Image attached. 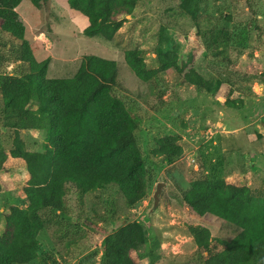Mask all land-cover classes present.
<instances>
[{"label": "rangeland", "instance_id": "374dc122", "mask_svg": "<svg viewBox=\"0 0 264 264\" xmlns=\"http://www.w3.org/2000/svg\"><path fill=\"white\" fill-rule=\"evenodd\" d=\"M16 12L35 60L49 59L48 79L71 78L86 55L116 62L115 94L139 119L136 141L148 184L147 198L134 209L113 186L81 200L68 196L65 217L49 218L37 235L36 258L28 264H103L101 233L132 221L147 227L148 237L133 254L136 264H202L200 255L206 256L212 240L235 237L237 227L195 216L183 197L193 180L209 173L217 161L222 163V155L221 174L227 183L250 188L255 196L263 193L264 0H201L194 16L182 12L178 0L143 1L124 18L112 42L86 38L87 20L70 10L67 0H23ZM160 26L179 44L178 68H158L153 48ZM211 33L214 41L207 46L205 38ZM20 45L0 30V77L20 72L15 53ZM127 50H138L156 77L138 80L124 61ZM184 68H195L210 90L187 83ZM165 140L182 150L171 164L158 155V143ZM52 141L49 131L4 128L0 121V148L5 153L19 145L43 152ZM7 167L0 175V230L10 207L27 206L23 163L9 158Z\"/></svg>", "mask_w": 264, "mask_h": 264}, {"label": "trees", "instance_id": "16d2710c", "mask_svg": "<svg viewBox=\"0 0 264 264\" xmlns=\"http://www.w3.org/2000/svg\"><path fill=\"white\" fill-rule=\"evenodd\" d=\"M22 1L0 0V30L21 41L15 51L20 72L0 77V121L4 128L49 131L53 141L43 152L26 151L22 145L9 153L0 148V175L8 171L9 158L21 161L27 174L26 208L12 206L4 215L0 264L33 261L37 235L52 215L65 217L68 196L81 200L87 193L113 186L125 205L134 209L148 194L144 156L136 141L140 122L115 94L116 62L86 55L71 78L48 79L49 59L35 60L16 12ZM143 1L150 0H67V5L86 18V38L112 42L124 18ZM178 2L182 12L194 16L201 0ZM205 40L210 46L213 34ZM178 49L174 36L160 26L153 48L159 70L178 68ZM124 61L138 80L146 82L157 75L146 68L138 50L125 51ZM181 74L197 90H210L195 68H184ZM158 144V155L166 162L181 157V148L172 141ZM224 159L222 155V163L217 161L209 173L193 180L183 197L195 216L239 229L229 241L212 240L206 256L200 255L202 264H264V190L255 196L250 188L227 183L221 174ZM146 232L147 227L132 221L112 233H101L103 264H136L133 254L147 242Z\"/></svg>", "mask_w": 264, "mask_h": 264}, {"label": "water", "instance_id": "95a60500", "mask_svg": "<svg viewBox=\"0 0 264 264\" xmlns=\"http://www.w3.org/2000/svg\"><path fill=\"white\" fill-rule=\"evenodd\" d=\"M159 191H160V186H158L157 187V190H156V192L154 193V196H153V198H154V208L156 207V205H157V203H158V194H159ZM124 223V222H123Z\"/></svg>", "mask_w": 264, "mask_h": 264}]
</instances>
